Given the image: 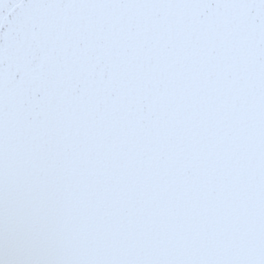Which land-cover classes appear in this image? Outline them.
<instances>
[{"label": "snow or ice", "instance_id": "1", "mask_svg": "<svg viewBox=\"0 0 264 264\" xmlns=\"http://www.w3.org/2000/svg\"><path fill=\"white\" fill-rule=\"evenodd\" d=\"M0 264H264V0H0Z\"/></svg>", "mask_w": 264, "mask_h": 264}]
</instances>
